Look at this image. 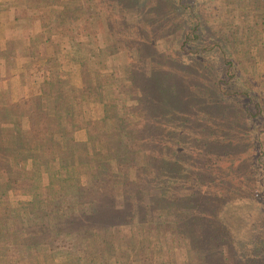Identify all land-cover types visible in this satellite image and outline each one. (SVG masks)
Returning <instances> with one entry per match:
<instances>
[{
    "label": "trees",
    "instance_id": "obj_1",
    "mask_svg": "<svg viewBox=\"0 0 264 264\" xmlns=\"http://www.w3.org/2000/svg\"><path fill=\"white\" fill-rule=\"evenodd\" d=\"M94 2V21L82 24L84 39L77 38L80 20L59 10L63 6L55 0L27 3L26 9L37 14L14 17L23 24L13 31L6 76L16 70L21 91L14 100L9 89L0 90V133L2 124L14 127L12 133H1L0 264H173V238L183 212H176L175 194L168 193L175 189L168 160H161L168 151L145 145L144 117L136 110L143 93L139 82L128 85L125 74L127 62L135 70L134 58L142 50L150 51L145 54L153 61L165 53L171 34L150 33L143 17L152 9V27L163 23L175 30L182 19L186 28L173 38L181 52H189L203 31L210 32L211 23L226 18L228 23L216 24L220 32L213 44L225 59L231 56L225 27L239 20L264 33V8L258 14L254 9L264 0ZM121 21L133 31L124 34ZM95 24L98 34L91 33ZM129 42H136L138 53L128 51ZM47 46L54 56L47 55ZM112 51L116 65L108 76L102 63ZM91 63L99 64L98 70ZM226 63L235 68L231 77L240 76L233 61ZM142 68L152 73L150 65ZM225 82H217L222 94L227 93ZM244 110L252 117L262 115L258 102L247 103ZM22 130L29 132L26 147L17 138ZM6 157L18 175L3 170Z\"/></svg>",
    "mask_w": 264,
    "mask_h": 264
},
{
    "label": "rangeland",
    "instance_id": "obj_2",
    "mask_svg": "<svg viewBox=\"0 0 264 264\" xmlns=\"http://www.w3.org/2000/svg\"><path fill=\"white\" fill-rule=\"evenodd\" d=\"M35 1L0 0V28L8 51L6 60L15 45L14 28L23 24L14 17L35 14L36 10L26 9L27 3ZM55 1L63 6L59 10L80 20L77 38L84 39L83 21H94L96 16L94 0ZM262 7L264 5L254 8L255 13H260ZM151 13L152 9L146 10L143 17L148 23L147 31L152 29L150 33L160 36L162 32L171 34L163 48L165 53H159L160 57L153 61L145 54L150 51L142 50L134 58L135 70L127 62L125 74L128 85L132 86L133 80L134 84L139 82L143 93L136 110L144 117L145 145L148 149L168 151L167 156H161V160H168V171L175 180L172 184L175 189L169 188L168 193L169 196L175 194L176 212H183L182 217L179 215V224L175 225L178 234L173 238V264H264V33L259 30L260 26L249 27L239 20L234 21L236 26L222 30H228L230 40L225 39L231 55L226 59L233 61L240 72V76L231 77L234 66L228 65L224 55L213 45L220 32L216 24L219 28L227 22L226 18H223L225 22L211 23L212 31H203L200 39L189 45V52H181L176 49L173 38L178 37L183 26L186 28L184 21L176 20L177 30L169 24L168 28L163 27V23L156 28L152 27L155 19ZM205 18L209 21L212 17L208 14ZM121 23L124 34L133 31L126 21ZM35 29L40 33L38 22ZM99 31L98 24L92 25V34ZM7 38H11L12 43ZM133 45L134 42L128 43V51L132 48L130 53H138L136 42L135 47ZM85 50L82 48L83 52ZM47 53L54 56V49L47 46ZM85 55L95 62L93 53L86 51ZM107 55L102 65L109 71L103 73L110 76L112 65H116L114 51ZM144 64L150 65L151 74L145 73ZM89 66L99 68V64ZM52 74L58 77L56 69ZM11 75L16 77L14 86L12 91L6 88L17 99L20 80L18 73ZM220 80L226 81L221 85L227 93L219 91L217 82ZM249 102L260 104L261 116L247 114L244 108ZM254 110L252 108V112ZM53 126L56 128L54 123ZM6 159L1 163L3 170L18 175Z\"/></svg>",
    "mask_w": 264,
    "mask_h": 264
},
{
    "label": "crops",
    "instance_id": "obj_3",
    "mask_svg": "<svg viewBox=\"0 0 264 264\" xmlns=\"http://www.w3.org/2000/svg\"><path fill=\"white\" fill-rule=\"evenodd\" d=\"M2 30L3 29L0 28V89L8 87L9 89L11 88V91H12L16 77L13 75H10L9 77L6 76V55H7L8 51L5 47V40L3 38V31ZM12 74H17V73L12 72ZM12 93H11V96L14 99L15 95H13ZM14 100H16V99H14ZM13 131H14L13 125H11V124H2L1 125V133H12ZM26 132H27V134L24 137H22L21 134H24ZM1 133H0V151L2 150V147H3ZM17 138H18V142L20 143L21 146H26L28 144V131L27 130L19 131V133L17 134Z\"/></svg>",
    "mask_w": 264,
    "mask_h": 264
}]
</instances>
